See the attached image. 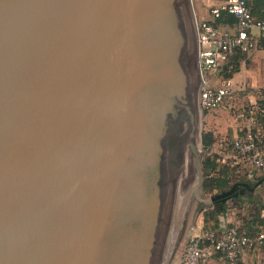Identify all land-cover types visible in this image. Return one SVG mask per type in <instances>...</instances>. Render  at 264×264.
<instances>
[{"label": "water", "instance_id": "obj_1", "mask_svg": "<svg viewBox=\"0 0 264 264\" xmlns=\"http://www.w3.org/2000/svg\"><path fill=\"white\" fill-rule=\"evenodd\" d=\"M202 83L190 0H0V264H169Z\"/></svg>", "mask_w": 264, "mask_h": 264}, {"label": "built area", "instance_id": "obj_2", "mask_svg": "<svg viewBox=\"0 0 264 264\" xmlns=\"http://www.w3.org/2000/svg\"><path fill=\"white\" fill-rule=\"evenodd\" d=\"M198 1L205 0H190L192 8ZM210 1L212 5L208 12L211 18L198 21L194 13L197 65L203 80L199 91V105L206 111L222 107L234 88L232 78L222 77L212 83V76L235 51L249 52L255 48L257 38L264 37V17L256 19L251 13V5L255 0ZM221 12H227L234 17V28L215 23ZM205 76H209V79ZM232 148L243 157L247 167L264 173V146L256 143L252 133L248 131L234 139ZM263 239V233L250 238L237 234L233 229L225 228L220 233H215L190 225L179 264H204L214 253L219 254L229 264H234L244 248L260 245Z\"/></svg>", "mask_w": 264, "mask_h": 264}, {"label": "trees", "instance_id": "obj_3", "mask_svg": "<svg viewBox=\"0 0 264 264\" xmlns=\"http://www.w3.org/2000/svg\"><path fill=\"white\" fill-rule=\"evenodd\" d=\"M251 13L256 19L264 17V0L252 2ZM215 23L230 28L236 26L234 17L227 12H221ZM255 48H264V37L259 36L257 38ZM249 52L237 50L229 56L221 67L225 70L224 78L232 77L239 70L241 61ZM257 105L256 126L251 130H246L242 135L249 131L253 134L256 143L264 146V88L262 89V98L257 101ZM214 142V134L211 131H204L202 134V145L206 152L202 162V189L204 193L217 196L231 190L223 201H219L222 204L223 212L226 213L228 208L232 209L233 216L237 221L229 223L226 229H233L237 234L246 235L250 238H254L260 233L264 234V202L262 198L264 195H260L261 199L256 198L260 187H264V173L258 176L256 171L243 166L236 160H233V163L231 161L222 162L217 154L211 152ZM245 175L249 179L243 180ZM235 185L237 187L233 189ZM229 199L234 201L233 205H227L226 202ZM214 216L215 213L211 214L207 210L203 211V229L220 233L222 230L218 228V222Z\"/></svg>", "mask_w": 264, "mask_h": 264}, {"label": "rangeland", "instance_id": "obj_4", "mask_svg": "<svg viewBox=\"0 0 264 264\" xmlns=\"http://www.w3.org/2000/svg\"><path fill=\"white\" fill-rule=\"evenodd\" d=\"M211 5L212 1L210 0L198 1L195 4L193 12L195 11L198 21L202 18H211L208 12ZM224 76L225 70L221 68L212 76L210 81L214 83L216 79L224 78ZM205 77L207 80L209 79V76ZM230 78L234 82V88L225 99L223 106L210 111L201 109L199 128L201 151L199 167L201 173H203L202 162L206 155L202 145V134L204 131H211L214 134L215 142L211 147V152L217 154L222 162L231 161L233 163V160H236V162L247 167L243 157L232 148V141L243 136L242 134L246 130H251L256 126L257 101L262 98V89L264 88V48H255L250 51L241 61L239 70ZM256 173H258V176L263 174V172ZM202 182L200 184V195L205 197L206 203L198 208L190 224L197 226V228L198 224H201V220H203L204 210L211 212V214L225 213L223 212L222 204L219 202L222 199L221 195L214 196L204 193ZM263 191L264 187H260L256 198L261 199L260 195H264ZM262 198L264 202V197L262 196ZM233 202V200L229 199L227 204L233 205ZM189 227L182 232L169 264H179L180 256L186 245Z\"/></svg>", "mask_w": 264, "mask_h": 264}, {"label": "crops", "instance_id": "obj_5", "mask_svg": "<svg viewBox=\"0 0 264 264\" xmlns=\"http://www.w3.org/2000/svg\"><path fill=\"white\" fill-rule=\"evenodd\" d=\"M260 173V172H259ZM243 180L249 179V177H243ZM237 185L233 189H235ZM228 195V194H227ZM226 195L221 199L223 201ZM227 203V202H226ZM228 205V204H227ZM232 209L228 208L226 213L215 214L214 218L217 219V226L219 229L224 230L229 223L237 222ZM201 224H198V228H203V220H201ZM255 238V237H254ZM204 264H229L224 258H222L219 254L214 253L212 257L207 260ZM235 264H264V239L262 245H256L253 247L244 248L240 256Z\"/></svg>", "mask_w": 264, "mask_h": 264}]
</instances>
